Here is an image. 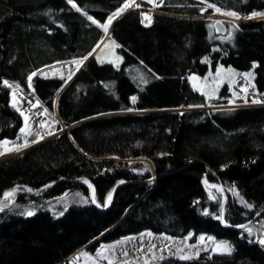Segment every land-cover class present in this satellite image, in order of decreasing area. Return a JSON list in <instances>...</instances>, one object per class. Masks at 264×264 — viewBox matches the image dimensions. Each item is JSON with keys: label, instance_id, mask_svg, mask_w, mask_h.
<instances>
[{"label": "trees", "instance_id": "obj_1", "mask_svg": "<svg viewBox=\"0 0 264 264\" xmlns=\"http://www.w3.org/2000/svg\"><path fill=\"white\" fill-rule=\"evenodd\" d=\"M126 1L0 0V140L15 138L21 126L2 79L26 87L44 66L89 57L105 38L100 25ZM156 3L147 25L137 10L114 16L106 38L118 46V67L92 55L68 82L32 75L36 98L70 128L0 163V194L56 181L0 209V264H69L82 248L145 230L174 237L192 232L191 242L203 233L234 247L230 255L203 251L156 264H264L257 238L233 228L264 208V105L205 110L206 100L187 80L206 73L201 60L208 56L211 67L247 71L254 65L255 87L264 92V19L231 24L232 43L221 52L212 51L217 42L208 36L209 4L243 18L263 13L264 0ZM131 111L137 113L125 114ZM84 177L99 207L88 198L56 215L45 205L64 192L88 197ZM217 178L224 223L221 198L210 197L205 186Z\"/></svg>", "mask_w": 264, "mask_h": 264}, {"label": "rangeland", "instance_id": "obj_2", "mask_svg": "<svg viewBox=\"0 0 264 264\" xmlns=\"http://www.w3.org/2000/svg\"><path fill=\"white\" fill-rule=\"evenodd\" d=\"M67 1L69 2V0ZM140 1H144L150 6L139 5ZM126 2L129 3V7L126 8L128 11L134 9H139L141 11L142 22L144 25H147L150 22V19L146 20L144 18L145 15L150 17L152 13L156 12V0H135L134 4L130 3V0H127ZM70 4H72V2ZM136 5H139L140 8H137ZM211 8L212 13L208 16L212 17L213 22L218 20L220 23L224 24L226 29L224 34H215L213 26L210 28L208 36L217 42V44L212 47V51L214 52H221L220 47L224 43H232V25H236L239 22L247 20L264 19V12L255 13L256 15L250 14L237 19L226 14L229 12H225L220 9L217 12L216 9L218 8L215 6ZM110 17L113 18L109 23ZM110 17L100 25L105 34V38L90 56L94 55L98 63H108L114 67H118L122 61L121 56L116 51L118 46L112 38H106L108 36L110 25L114 19V15H111ZM225 23H228L227 26ZM104 25H107V31H105ZM89 57L86 59L66 61L44 66L36 70L34 73L42 78L57 77L68 82L75 72L84 65ZM77 61H82V63L77 64ZM201 61L206 63L208 66L206 73L202 76L190 74L187 76V80L191 88L199 92L206 100L202 109L234 108L244 106L246 103L251 106L264 105V92H258L255 87V75L253 73L254 65L247 71H241L230 66H223L220 63L211 67V60L208 56L203 57ZM249 73L251 75H247ZM69 76H71L70 79ZM2 84L8 88V104L20 115L21 126L15 138L0 140V152L4 153L0 154V163L4 162L2 161L3 158H13L27 149L38 145L45 140L53 138L70 128L62 125L55 110L46 109L36 98L31 87H29V80L26 87H23L19 83L7 78L2 79ZM242 89H246V91H242ZM253 100L260 102L253 103ZM45 109L47 110L46 112L44 111ZM188 109L190 108H183L181 110L185 111ZM131 112L137 113V111ZM25 117H28L27 126L25 124ZM41 124H43V127H41ZM21 128H25V131L30 132L31 134H22L20 131ZM49 132L52 134H48ZM17 145L22 146L19 151L14 149V146ZM141 161L146 164L149 162L147 160ZM208 173H210V176L215 178V173L209 171ZM205 186L208 188L210 197L213 198V193L216 197L219 196L221 198V189L216 182L205 181ZM20 190H22L23 193L11 189L7 192L1 193L0 209L8 208L9 206L15 207L17 195L36 197L42 193V191L36 193L35 190ZM10 192H14V195L5 199V194ZM88 198L89 194L87 197L80 191L64 192L54 197L53 200L47 202L45 205L53 209L54 213L58 215L62 213V210H66L69 206L85 205ZM105 203L108 205V198ZM220 205L219 214L222 213L223 208L222 206L220 209ZM38 208L40 207L28 209L27 212L31 211L34 213ZM261 210L257 211L248 221L243 223L242 227L238 228L245 227L248 233L256 237L258 242L264 247V243L260 242L264 240V217L259 218ZM220 220L222 221V216ZM222 223L224 222L222 221ZM191 237H193L192 232H189L187 235L182 237H174L164 233H153L145 230L137 234L127 235L115 239L113 241L103 242L94 250L82 248L69 256L67 258V262L69 264H156L158 260L169 257L179 259L191 258L203 251H207L212 255H230L234 250L232 243L225 239H216L211 235L201 233L195 236L194 241L191 242ZM218 245H226L230 251H224V249L222 247H218Z\"/></svg>", "mask_w": 264, "mask_h": 264}, {"label": "snow or ice", "instance_id": "obj_3", "mask_svg": "<svg viewBox=\"0 0 264 264\" xmlns=\"http://www.w3.org/2000/svg\"><path fill=\"white\" fill-rule=\"evenodd\" d=\"M69 2L71 3L72 0H69ZM130 3L134 4V3H135V0H130ZM73 6L75 7V4H73ZM136 6L139 7V5H136ZM127 7H129V3H128V2H126V3L124 4V7H122V8L119 10V12L114 13V16H115V15H119L120 12H123V11L125 10V8H127ZM208 7H213V5L209 4ZM78 10H79V9H78ZM216 11L218 12L219 9H216ZM226 14L229 15V16H233V17L239 19V17L237 16V14L234 13V12H229V13H226ZM254 15H256V14L254 13ZM112 18H113V17H110V18H109V23L111 22V19H112ZM144 18H145L146 20H149V19H150V17H148L147 15H145ZM89 19H92V18L89 17ZM93 22L95 23V21H93ZM104 28H105V31H107V25H104ZM85 59H86V57H85ZM76 63L79 64V63H82V61H77ZM33 75H35V73H33ZM247 75H251V74L249 73V74H247ZM70 78H71V76H69V79H70ZM28 79H29V87H31V79H32V76H29ZM193 79H195V78H193ZM5 83H7V82H5ZM242 91H246V89H242ZM135 100H136V98H135V97H132V101H133V103H135ZM246 102H247V101H246ZM252 102H253V103H258V102H260V101L253 100ZM18 110H19V109H18ZM44 111L46 112L47 110L45 109ZM22 114H23V113H22ZM27 123H28V117H25V124H26V126H27ZM41 127H43V124H41ZM20 131H21L22 134H25V135H29V134H31L30 132H26V131H25V128H21ZM48 134H52V133L49 132ZM34 142H35V141H34ZM5 143H7V142H5ZM20 147H22V146H19V145L14 146V149H15L16 151H19ZM9 150H11V149H9ZM0 154H4V153H3V152H0ZM85 182H87V181H85ZM29 191H30V190H29ZM12 195H14V192L6 193V194H5V199H8V198L11 197ZM110 200H111V194H109V196H108V201H110ZM98 206H99V205H98ZM246 206L249 207V208L252 207V205H246ZM27 215H28V216H31V215H33V212L29 211V212H27ZM201 239H203V238H201ZM260 242H261V243H264V240H262V241H260ZM218 247H222V248L224 249V251H230V249H228L226 245H218Z\"/></svg>", "mask_w": 264, "mask_h": 264}, {"label": "water", "instance_id": "obj_4", "mask_svg": "<svg viewBox=\"0 0 264 264\" xmlns=\"http://www.w3.org/2000/svg\"><path fill=\"white\" fill-rule=\"evenodd\" d=\"M213 29H214V33L215 34H224L225 33V25L224 24H222V23H220L218 20H215L214 22H213ZM9 158H11V157H5V158H3L2 159V161H5V160H7V159H9ZM203 165H204V167H205V169H206V172L208 173V171L209 172H212V173H215L207 164H205V163H203ZM208 174H210V173H208ZM216 175V174H215ZM215 178H216V176H215ZM78 179H75V181H77ZM83 180L84 181H87V182H85L86 183V187H87V190H88V194H89V198H90V201H91V203H93V204H95L96 205V203H95V200H94V198H93V186H92V184H91V182L87 179V178H83ZM217 181H218V185H219V187H220V189H221V205H220V209H221V207L223 206V202H224V190H223V187H222V185H221V182H220V180L217 178ZM56 181H53V182H50V183H48V184H46L45 186H42V187H40L38 190H37V192H39V191H42V190H44L47 186H49V185H51V184H53V183H55ZM118 186V185H117ZM117 186H115V187H113V189L111 190V192L117 187ZM11 190H15V191H19L20 193L22 192L23 193V191L22 190H20V189H11ZM8 190H6V191H4V192H7ZM4 192H2V193H4ZM107 199V198H106ZM106 199H105V201H104V206L102 207V209H105L106 207H107V205H106ZM97 206V205H96ZM97 207H99V206H97ZM264 210V208L260 211V212H262ZM259 212V213H260ZM258 213V214H259ZM220 215V219H221V213L219 214ZM257 216V215H256ZM243 226V224L242 225H240V226H238V227H242Z\"/></svg>", "mask_w": 264, "mask_h": 264}, {"label": "bare ground", "instance_id": "obj_5", "mask_svg": "<svg viewBox=\"0 0 264 264\" xmlns=\"http://www.w3.org/2000/svg\"><path fill=\"white\" fill-rule=\"evenodd\" d=\"M130 113H132V112H126L125 114H130ZM55 183H56V182H55ZM53 184H54V183H53ZM37 190H38V189H37ZM37 190H35L36 193H38ZM42 191H43V190H42ZM39 192H40V191H39ZM34 194H35V193H34ZM34 194H33V195H34ZM263 211H264V210H263ZM239 226H240V225H239ZM233 228H238V226L233 227Z\"/></svg>", "mask_w": 264, "mask_h": 264}]
</instances>
